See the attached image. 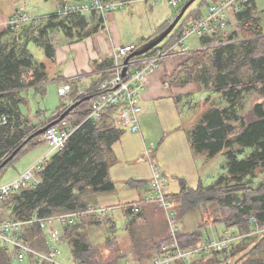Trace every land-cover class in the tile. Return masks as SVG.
Segmentation results:
<instances>
[{"label": "trees", "instance_id": "16d2710c", "mask_svg": "<svg viewBox=\"0 0 264 264\" xmlns=\"http://www.w3.org/2000/svg\"><path fill=\"white\" fill-rule=\"evenodd\" d=\"M217 1L200 0L197 6L205 4L206 7L209 3ZM92 15L94 17L91 21L95 24L86 33L94 31L102 23L103 17L101 15L95 13H92ZM184 15L183 22L181 24L178 22L176 28L163 40L161 45L156 46L144 55L134 57L132 60H141L153 55L158 49L170 47L188 23L201 17L202 11L194 8L186 16ZM69 17L67 20H61L55 24L51 22L58 17L52 15V13L49 14L47 16L49 20L46 21L49 22V25L42 32L48 29L59 30L67 37H73L74 35L80 37L81 31L88 26V21H85V17L79 15L71 16L72 19H69ZM233 18L238 23L242 36L238 37L236 36L237 33L234 32L228 36L227 40L235 39V43L215 47L208 54L205 53L206 49L198 53H202L203 59L196 71L197 79L207 90L219 93L225 99L226 106L219 108L212 103L214 107L202 114L201 120L191 132L190 145L194 153L205 152L204 150L207 149L209 156L224 149V154L228 158L225 164L227 173L233 178L235 184L227 190L226 186H220V179L206 186L199 184L194 189L187 188L182 183L180 192L169 196V199L176 204L175 209H178L177 218L182 217L184 213L194 211L201 204L213 203L211 207L216 210L214 219H212L214 224H218L224 229L244 233L249 228L248 219L251 215L256 218L259 225L264 224V177L257 187L252 190L246 189L243 192V187H239L241 178L247 175L255 176L256 169H261L260 173H264V31L261 27V20L258 17L254 0H248V3L233 15ZM61 19L64 18L61 17ZM71 20L76 21L69 24L68 21ZM168 24L169 22L165 21L159 25L157 31L143 41L142 44L159 34ZM17 29L7 26L0 31V98H4L6 93L7 95L17 93L16 90L23 88L25 85L39 84L47 78L46 64L37 61L33 54L28 52V45L33 42L32 38L27 36L28 33L22 31L23 41L18 42L20 38L19 31L18 36L14 37V45L11 47L2 41L3 34L15 30L17 32ZM221 32L216 33L214 36L219 35ZM207 37H201V42L207 44L215 39V37ZM48 39L49 41H46L43 46V53L52 62L55 47L53 39ZM37 40L36 37L35 41ZM18 43L20 52L15 49V46H19ZM111 65L112 59H104L96 64V68L101 70V75L90 89L95 88L111 76ZM245 66L247 69L241 75V68ZM25 70L29 75L26 82L22 81L21 78ZM249 72H252L251 75L248 74ZM64 82L63 84L70 87L69 97H75L73 92L75 81ZM250 89H257L262 100L253 105L248 117H240L236 113L238 106H240L238 101L241 102V98H244ZM89 96V100L82 101L64 119L69 121L83 120L90 110L94 94H89ZM82 97L84 95L73 98L72 103ZM20 102L21 100L18 99L15 105L10 106L8 104L9 109H6L2 105L3 103L0 102V115H5L8 119L7 124L0 127V159L7 157L32 130V127L27 129L24 122L20 121V110L18 108ZM64 106L62 100L61 105L57 108L60 110H57L58 112L56 111L57 113L46 120L42 126L57 119L69 105L61 109ZM114 114L115 109H108L96 122L86 121L79 126L69 137L65 149L52 153L47 163L38 171L37 175L40 178V183L35 188L23 189L8 199L4 206L6 214L14 220L24 221L28 220L33 213H37L40 217H47L84 210L95 205L97 194L110 192L114 187L108 174L111 159L110 148L111 144L121 134L115 127ZM24 120L27 122L25 118ZM235 121H239V124H233ZM32 140L33 138L27 141L15 157L34 146ZM235 144L238 146L237 150L234 149ZM247 148L252 151L244 155L242 151ZM240 191L243 192L242 198L233 202L231 196ZM97 220L87 219L73 225L61 226V232L65 236L64 244L69 248L71 259L72 261H78L80 264H119L122 258L127 256L117 259L116 262L101 263L98 261V254L87 239L88 226L100 221ZM32 231H34L33 236H30ZM41 234H43L42 230L38 224L34 223L25 227L23 240L35 249L45 250L47 249L46 241ZM177 237L179 243L184 246L197 243L202 236L200 229H198L190 233H179ZM167 239H162L158 243L154 239L149 241V245H152L153 255L160 254V244ZM258 242L259 239L254 242L240 241L233 247L232 256L239 254L237 264H264V249L261 247L262 242ZM145 250L146 247L141 243L140 246H136L133 251L136 258L134 262L138 264L143 262L142 257ZM202 262L204 261L197 258L190 262H179L177 264H219L217 255L207 259V261L205 260L206 263ZM0 264H10V257L4 248H0Z\"/></svg>", "mask_w": 264, "mask_h": 264}, {"label": "crops", "instance_id": "0c3cea01", "mask_svg": "<svg viewBox=\"0 0 264 264\" xmlns=\"http://www.w3.org/2000/svg\"><path fill=\"white\" fill-rule=\"evenodd\" d=\"M55 2L56 0L52 4ZM254 2L263 26L264 7H258L256 0ZM23 5H25L24 2ZM15 11L23 10L13 9L7 17ZM114 13L110 12L102 16V23L97 29L86 33L95 24L89 21L88 26L81 31L80 37L75 35L67 37L63 34L61 38H55L52 62L43 53L44 59L39 61L46 64L47 78L44 83L42 81L39 84H45L44 87L47 84L55 86L61 99L60 105L63 100L60 91L68 86L63 84L64 81H75L74 93L77 87L89 90L101 75V70L96 68V64L104 59H112L114 48L125 45L121 44L116 34L119 17ZM149 14L152 16L153 10ZM174 17L162 14L152 17L148 31L141 32L139 43L142 44L157 31L159 25L165 21L170 22ZM1 18L3 15L0 13ZM232 21L234 18L231 16L229 23ZM262 30L264 31V28ZM210 37L214 35L207 38ZM201 39L196 37V40L189 42L188 47L185 45L175 49L154 71L145 75L139 95L141 113L138 131L134 132L115 122L121 134L111 144V159L108 166L109 178L114 187L110 192L95 196V204L112 208L105 215L107 220H112V213L117 210L128 217L142 213L144 210H146L145 213L149 212L150 206L147 205L144 209L142 208L144 205L140 206L137 214H133L120 205L134 203L153 193L152 167L165 180L164 190L168 198L180 192L182 183L192 189L199 184L209 185L204 184L206 178L205 173L203 174L198 166V153H194L190 145L191 129L202 116L201 113L208 108V104L213 106V100H216V94L204 88L196 77L197 68L199 69L203 59L202 53H198L203 52L204 46L207 45L201 42ZM129 44L136 46L135 43ZM41 94L44 95L45 90ZM178 101L187 109L186 114L180 112ZM204 157L207 159V155ZM176 214L174 215L177 216ZM103 216L87 219L101 220ZM192 231L194 230L189 232ZM221 232H217V235H221Z\"/></svg>", "mask_w": 264, "mask_h": 264}, {"label": "rangeland", "instance_id": "374dc122", "mask_svg": "<svg viewBox=\"0 0 264 264\" xmlns=\"http://www.w3.org/2000/svg\"><path fill=\"white\" fill-rule=\"evenodd\" d=\"M49 1L50 2H48L47 0H0V13L3 15V18L0 19V31L1 29L7 27L4 24V22L7 19L8 13L13 9H21L23 10L21 12H25L27 15L32 17V20L24 23L22 28L21 26L18 29L16 28L17 32H15L16 31L15 30L3 34L2 41L11 47L12 45H14V41H15L14 37L18 36L19 31H20L19 34L20 38L18 42L23 41L22 40L23 35L21 32L25 31L26 33H28L27 36L31 37L32 38L31 40L33 41L30 42V44L28 45V52H31L34 58L38 61L44 59L43 46L46 41L47 42L49 41L48 38H51L54 41L55 38H61L63 36V33H61L59 30L48 29L42 32V30H44L47 27V25H49V22H46L47 20H49L47 18V15L53 13L56 10V8L63 3L77 2L80 0H56L57 3L55 2L54 4H52V2L55 0H49ZM199 1L200 0H196L195 2H193V4L189 7V9L186 11V14L184 16H186L187 13L194 8L195 9L198 8L199 11L204 12L205 4H201L198 7L197 5L199 4ZM23 2L25 5H23ZM256 2L258 4V7H264V0H256ZM180 8L181 7L169 6L165 0H146L143 2H135L129 6H126L124 9L114 10L113 13L115 12L114 14L117 17H119V22L117 20L116 34L118 35L121 44L135 43L136 47L140 46L141 43H139V41L141 37V32L145 33L148 31L150 24L153 20L152 17H155L159 14L175 16L180 10ZM151 10H153L152 16L151 14H149ZM131 12L133 13L132 17H131ZM79 16L85 17V21L88 22L93 19L92 17H94V15L90 13H86L84 15H79ZM70 17L69 19H72V17L71 18ZM95 17L97 18V16ZM63 18L64 19H61V17L55 18V21H52L51 23L56 24L61 20L68 19V17L67 18L63 17ZM74 21L76 20H71L68 22L69 24H72ZM182 22H183V17L179 21V24H181ZM228 24H229L228 27H226L219 35L214 36L215 39L212 42L207 43V45L204 46V49H206L205 50L206 54L211 53L212 49L215 47L235 43L236 42L235 39L227 40L228 36H230L232 33L236 32L237 33L236 36L238 37L242 36V31L240 28H238V23L236 22V20L232 21L231 23L228 22ZM262 28H264V25L262 26ZM36 37L38 38L37 41H35ZM193 40H196V37H190L189 39H187L185 45L188 47L189 42ZM161 44L162 43H160L159 45ZM15 49L17 52L18 51L20 52V45L17 47L15 46ZM175 49H179V48H175ZM246 69H247L246 66L241 68V75ZM26 71L27 70L23 72L24 74L21 77L23 79L22 81L24 82L28 81L29 79V77H27L29 75L27 74ZM251 73L252 72H249L248 74L251 75ZM29 74L31 75V72H29ZM45 81H43V83ZM42 84H38V86L25 85L23 88H19L18 90H16L17 93L15 94L7 95L6 91H4L6 93L5 97L0 98V102L3 103L2 105H4L6 109L10 108L8 104H10V106L13 104L15 105L18 99L21 100L20 105L18 106L20 110L19 118L20 121H23L24 124L27 126L26 127L27 129L32 127L30 134L35 132L39 128L43 127L42 125L46 122V120L52 118L53 115H55L56 109L60 106L61 99L56 92L55 86L47 84L44 87L45 84L43 85ZM259 87H261V85H259ZM43 90H45L44 95L41 94ZM215 94H216L215 96L216 100H213L214 106L219 108L225 107L226 106L225 99L222 98L219 93H215ZM261 100L262 99L258 90L250 89L245 94V97L241 98V102L240 100L238 101V103H240V106H238L236 113L240 117H244V118L248 117V115H250L249 112L253 107V105L257 102H260ZM64 105L65 106L61 109H64L68 106L65 103ZM178 106L180 112L182 114H186L187 109L184 108L183 103L180 102ZM14 108L15 106L13 107V109ZM212 108L213 106L208 104V108H206L201 114H204L205 112H207L209 109ZM24 118L27 120V122L24 120ZM200 120H201V116L198 118V122ZM233 124L238 125L239 121H235L233 122ZM194 128L191 129V132L194 130ZM43 133L33 137L32 142L35 144L34 146L18 154L3 167V169L0 171L1 183L12 180L13 178H15L17 174L21 173L26 168L34 164L35 161H37L42 155H44L49 151L47 143L42 139ZM237 148L238 146L235 144L234 149L237 150ZM204 151L205 152L201 151L200 153H198V159H197L198 166L201 168L202 173L203 174L205 173L204 177L206 178V180L204 184H212L220 179L221 181L220 186L222 187L226 186L227 190L231 189V187L235 184V181L227 173V166L225 164L227 163L228 158L224 154V149L212 156L208 155L209 151H207V149H205ZM250 151L252 150H249L247 148L244 149V151L242 152L245 155ZM205 155H207V159H205L204 157ZM5 158L0 159V163ZM260 171L261 169H256L255 176L247 175L241 178L239 187L240 186L243 187V192L246 189L252 190L253 188L257 187L259 182L264 177V173H260ZM243 192L240 191L239 193H234V195L231 196L232 201L233 202L237 200L239 201L243 196ZM150 195L148 194L147 196ZM172 203H173L172 208L174 211L176 204L173 201ZM146 205L150 206L148 213H145L146 210H144L142 213H138L137 215H133V216L129 215L128 217L127 215H122V213L117 210L114 213H112L113 215L112 220H107V218L105 217V215L107 214H104L103 216L104 218H102L99 222H96L93 225L88 226L87 239L95 248L96 253L98 254V261H100L101 263H110L114 261L116 262L117 259L126 256H127L126 258L130 259L131 261H134L136 258L135 255L133 254V251L136 249L137 245L140 246V243L146 247V250L143 251L142 263L148 262L153 257L156 256L155 254L153 255V251L151 249L152 245H149L150 244L149 241H152L154 239V241L158 243L162 239L165 238L167 239V237L169 238L170 236L169 220L167 219L164 208L159 207L155 204H146ZM146 205H144L142 208L144 209ZM212 205L213 203L201 204L196 209H194V211H191L189 213H184L182 217L180 216L179 218H177L178 221L179 220L181 221L177 226V229L179 230L178 234L189 232L190 230L196 231L200 229V234L202 236L200 239L201 241L203 237L204 238L206 237L207 231L209 233L212 231V234L216 233L215 234L216 237L222 236L223 234L225 235L228 232L236 233L234 230L224 229L220 225L218 224L216 225L212 222L213 221L212 219H214V213H216L215 208L211 207ZM175 211H177L176 213H178L177 208L175 209ZM90 217H96V215H91ZM206 220H208V223H206ZM95 221L98 220L95 219ZM174 221H176V219ZM248 222H249V226H251L249 219ZM208 224H211V227ZM207 225L209 227H207ZM45 230L47 232L46 234L45 232L44 234H41L42 238L44 237L45 241L47 239L48 244L55 243L59 245L62 251L61 258L65 260L66 263L68 264L71 263L72 261L70 256L71 254L69 248H67L64 244L65 236L63 232H61V224L58 223L48 224V227ZM219 231H222L221 235H217V232ZM33 232L34 231L31 232L30 236L32 235ZM261 237L243 238V239H238L237 241L241 240L242 242H250V241L254 242L255 240L260 239ZM34 238L36 239V236ZM110 239L112 240L111 242L109 241ZM200 241H198L193 245H184V246H189V247L196 246ZM261 247L264 249V239L261 243ZM0 248L3 247L0 245ZM46 250L47 249L45 250L41 249V251H46ZM6 253L8 252L6 251ZM212 253L218 256L219 264H234V262L237 260V257L239 255V254L236 255L234 254L232 256L233 253L232 251L228 254H224L223 252L222 253L199 252L192 258V261L194 259L200 258L201 261H204L202 263H206L205 260L207 261V259L215 256V255L211 256L213 255ZM177 263L179 262H176L175 264ZM10 264H32V263L29 260V258H27V260L22 263H19L18 261L10 258Z\"/></svg>", "mask_w": 264, "mask_h": 264}, {"label": "built area", "instance_id": "2783aa9c", "mask_svg": "<svg viewBox=\"0 0 264 264\" xmlns=\"http://www.w3.org/2000/svg\"><path fill=\"white\" fill-rule=\"evenodd\" d=\"M146 0H82L77 2H66L59 5L52 15L57 17H68L84 15L86 13H97L104 16L107 13L117 9H124L135 2ZM171 7H181L187 0H165ZM248 3V0H218L209 3L200 18L188 23L180 32L177 39L167 49H158L153 55L147 56L141 60L128 62L126 72L121 74L124 58L136 49L133 44L118 45L114 48L112 54L111 76L102 81L98 86L90 90L76 88L75 97L94 94L91 107L85 118L81 121H69L62 119L56 125L49 127L43 133L42 139L47 143L49 151L39 158L34 164L26 168L15 178L7 182H0V245L8 252L11 259L22 263L29 258L32 264H68L63 260L62 251L57 244H48L47 250L41 251L31 247L23 240V233L26 226L38 224L43 234H46L48 224L73 225L89 218L91 215L103 216L108 213L111 207L99 206L95 204L84 210H77L58 215L40 217L33 213L28 220H14L10 218L4 206L8 199L26 188H35L40 183L37 173L47 163L49 156L54 152L64 150L70 135L84 122H96L102 114L108 109H115V122L120 126L127 127L132 131L139 130V115L141 113L140 91L143 87L145 75L154 71L175 48H182L190 37L201 38L204 36H213L221 32L228 26L230 17L238 13L242 7ZM51 14V13H50ZM49 16V14L47 15ZM32 20V17L25 12L15 11L7 17L4 24L11 28H18L24 23ZM70 87L65 86L60 94L65 104L72 103L69 97ZM90 97V96H89ZM7 117L0 115V127L7 124ZM115 124V127L117 126ZM153 168L151 178V187L153 193L134 203L120 205V207L130 210L133 214L139 212L140 206L146 204H155L164 208L167 219L169 220V238L160 245V254L153 257L150 261L139 264H175L176 262H190L199 252H219L228 254L232 251L238 239L261 237L264 235V224L259 225L256 218L252 215L249 218L251 226L244 233L228 232L222 236H215L207 231L206 237L196 246H181L178 241L177 226L179 221L173 211V203L166 196L164 190L165 180L160 177L157 170ZM176 219V221H174ZM208 223V220H206ZM211 227V224H208ZM207 225V227H209ZM69 264H80L78 261H71ZM119 264H138L128 258H124Z\"/></svg>", "mask_w": 264, "mask_h": 264}, {"label": "water", "instance_id": "95a60500", "mask_svg": "<svg viewBox=\"0 0 264 264\" xmlns=\"http://www.w3.org/2000/svg\"><path fill=\"white\" fill-rule=\"evenodd\" d=\"M196 0H187L180 8L179 12L175 15V17L169 22V24L167 25L166 28H164L159 34L153 36L152 38H150L147 42L141 44L140 47H137L133 52H131L130 54H128L124 60H123V68L121 71V74L124 75L126 72V68L128 65V62L133 59L134 57L137 56H141L146 54L147 52L151 51L153 48H155L156 46H158L160 43L163 42V40L166 39V37L176 28L178 22L181 20V18L183 17V15L185 14V12L187 11V9L193 4V2H195ZM90 97L89 96H84L81 99L75 101L74 103L70 104L65 110L64 112H62L59 117L46 124L45 126L39 128L38 130H36L35 132L31 133L29 136H27L20 145H18L15 149H13V151L0 163V170L9 162L11 161L15 155L19 152V150L21 149V147L30 139H32L33 137L42 134L49 126H53L55 124H57L60 120H62L65 116H67L69 114V112L74 109L77 105H79L82 101H86L89 100ZM264 239V236L261 237L259 239V242H262ZM238 263V259L234 262V264Z\"/></svg>", "mask_w": 264, "mask_h": 264}, {"label": "bare ground", "instance_id": "6f19581e", "mask_svg": "<svg viewBox=\"0 0 264 264\" xmlns=\"http://www.w3.org/2000/svg\"><path fill=\"white\" fill-rule=\"evenodd\" d=\"M64 119V118H63ZM61 121V120H60Z\"/></svg>", "mask_w": 264, "mask_h": 264}]
</instances>
